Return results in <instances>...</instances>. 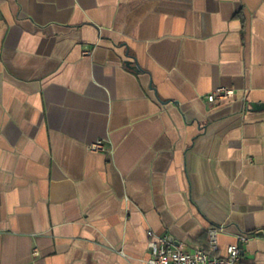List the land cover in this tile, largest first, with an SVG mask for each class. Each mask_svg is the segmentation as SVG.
<instances>
[{
  "label": "crops",
  "instance_id": "0c3cea01",
  "mask_svg": "<svg viewBox=\"0 0 264 264\" xmlns=\"http://www.w3.org/2000/svg\"><path fill=\"white\" fill-rule=\"evenodd\" d=\"M148 229L264 264V0H0V264H146Z\"/></svg>",
  "mask_w": 264,
  "mask_h": 264
},
{
  "label": "built area",
  "instance_id": "2783aa9c",
  "mask_svg": "<svg viewBox=\"0 0 264 264\" xmlns=\"http://www.w3.org/2000/svg\"><path fill=\"white\" fill-rule=\"evenodd\" d=\"M234 96V89L229 86H217L205 94V99L210 104H217L224 99ZM88 149L100 151L105 149L102 139L92 141ZM216 228L208 230L209 247L216 250ZM150 256L146 264H237L240 260L241 249L239 243H232L225 247L222 254H215L202 247L184 251L171 244L167 235H157L151 229L146 231ZM240 240H245L246 235H240Z\"/></svg>",
  "mask_w": 264,
  "mask_h": 264
},
{
  "label": "water",
  "instance_id": "95a60500",
  "mask_svg": "<svg viewBox=\"0 0 264 264\" xmlns=\"http://www.w3.org/2000/svg\"><path fill=\"white\" fill-rule=\"evenodd\" d=\"M239 247H240V249H241V243H239Z\"/></svg>",
  "mask_w": 264,
  "mask_h": 264
},
{
  "label": "trees",
  "instance_id": "16d2710c",
  "mask_svg": "<svg viewBox=\"0 0 264 264\" xmlns=\"http://www.w3.org/2000/svg\"><path fill=\"white\" fill-rule=\"evenodd\" d=\"M205 250H207V247H203Z\"/></svg>",
  "mask_w": 264,
  "mask_h": 264
}]
</instances>
